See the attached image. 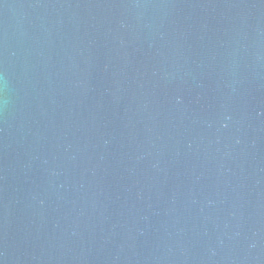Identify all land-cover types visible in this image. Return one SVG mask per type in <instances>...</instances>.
Instances as JSON below:
<instances>
[{
  "label": "water",
  "instance_id": "1",
  "mask_svg": "<svg viewBox=\"0 0 264 264\" xmlns=\"http://www.w3.org/2000/svg\"><path fill=\"white\" fill-rule=\"evenodd\" d=\"M0 264H264V0H0Z\"/></svg>",
  "mask_w": 264,
  "mask_h": 264
}]
</instances>
